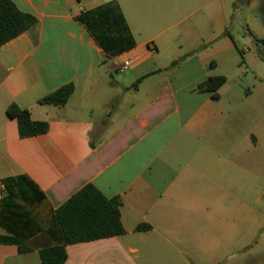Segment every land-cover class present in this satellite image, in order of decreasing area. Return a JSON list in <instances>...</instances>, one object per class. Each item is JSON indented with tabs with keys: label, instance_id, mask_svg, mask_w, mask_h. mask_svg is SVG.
Instances as JSON below:
<instances>
[{
	"label": "crops",
	"instance_id": "0c3cea01",
	"mask_svg": "<svg viewBox=\"0 0 264 264\" xmlns=\"http://www.w3.org/2000/svg\"><path fill=\"white\" fill-rule=\"evenodd\" d=\"M11 1L38 23L0 47V264H43L65 243L56 211L87 184L120 199L126 233L67 244L65 264H264L247 70L264 0ZM211 76L227 78L217 99ZM70 83L65 106L39 103ZM13 103L49 132L20 138Z\"/></svg>",
	"mask_w": 264,
	"mask_h": 264
},
{
	"label": "trees",
	"instance_id": "16d2710c",
	"mask_svg": "<svg viewBox=\"0 0 264 264\" xmlns=\"http://www.w3.org/2000/svg\"><path fill=\"white\" fill-rule=\"evenodd\" d=\"M38 20L22 12L11 0H0V47L20 36L35 25ZM264 44V40H257ZM227 82L225 76H211L200 85L203 90L213 92L219 98L218 90ZM75 91L73 83L59 88L43 97L39 103L65 106ZM10 118L18 122L22 139L45 135L50 130L46 121H35L27 109L11 104L7 109ZM121 201L106 198L93 184H87L56 211V217L63 232L65 243L44 248L40 252L43 264H65L68 259L67 244L120 236L126 233L121 221ZM147 225L138 230H147Z\"/></svg>",
	"mask_w": 264,
	"mask_h": 264
},
{
	"label": "rangeland",
	"instance_id": "374dc122",
	"mask_svg": "<svg viewBox=\"0 0 264 264\" xmlns=\"http://www.w3.org/2000/svg\"><path fill=\"white\" fill-rule=\"evenodd\" d=\"M244 15V13H243ZM250 16V12H249ZM252 16V14H251ZM262 39V37H260ZM260 39V40H261ZM264 39V38H263ZM258 63H251V66L247 69L248 70V78L250 79V84H260V124L264 119V115L261 114V101L264 100L263 95L261 94V88L264 84V44L260 42V56L256 57ZM255 74L260 75V81L255 78Z\"/></svg>",
	"mask_w": 264,
	"mask_h": 264
},
{
	"label": "built area",
	"instance_id": "2783aa9c",
	"mask_svg": "<svg viewBox=\"0 0 264 264\" xmlns=\"http://www.w3.org/2000/svg\"><path fill=\"white\" fill-rule=\"evenodd\" d=\"M127 69H128V66H127V65H124V66L119 67V68H118V71H120V72H124V71H126Z\"/></svg>",
	"mask_w": 264,
	"mask_h": 264
}]
</instances>
